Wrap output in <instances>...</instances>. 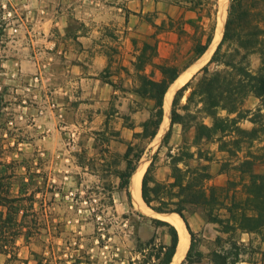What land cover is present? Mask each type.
<instances>
[{
	"label": "rangeland",
	"instance_id": "374dc122",
	"mask_svg": "<svg viewBox=\"0 0 264 264\" xmlns=\"http://www.w3.org/2000/svg\"><path fill=\"white\" fill-rule=\"evenodd\" d=\"M165 1L159 10L158 0H46L29 6L26 0H0V120L4 122L0 155L13 163L19 174L13 191L24 197L23 231L6 242L7 246L0 244V264H140L139 238L156 235L158 242L168 243L170 227L153 224L151 218L158 217L138 206L131 182V198L119 187L118 173L125 167L124 154L130 145L144 150L138 164L147 165L144 174L154 163V181L149 185L160 184V188L153 205L183 207L197 235L194 264H217V255H228L229 264L235 259L264 264V226L246 232L226 209L248 196L249 172L243 171L247 169L241 164L244 160H254L252 169L264 172V163L251 156L263 153L264 134L251 140L235 129L237 125L251 130L250 118L258 109L264 121V103L249 93L238 105L244 118H238L235 126L231 119L237 112L217 109V115L229 119L232 127L224 136L197 135L199 125H214L199 93L204 68L211 73L227 72L228 84L238 78L231 65L241 62L243 51L238 52L235 43L222 48V61L230 66L212 61L231 0H226L222 36L210 56L195 61L190 67L198 62L197 71L175 88L167 126L161 129L160 125L154 138L142 137L143 123L154 105L137 93L140 83L135 62L143 44L157 42L158 51L159 40L165 41L171 54L161 58L158 51L154 63L180 66L186 63L191 48V39L177 33L187 19V3ZM43 7L45 17L41 12L38 15V8ZM219 11L218 0L216 28ZM154 24H164V28L157 30ZM160 32L162 38H158ZM96 53L106 57L101 69L92 66ZM260 64L259 53H249V70L257 72ZM144 72L161 78L159 69L151 64ZM187 82L191 84L176 105L180 122L172 123L175 95ZM168 132L170 136L165 138ZM223 141L227 142L224 148ZM204 167L210 174L206 179ZM188 182L207 195L216 188L224 205L197 202L196 195L184 189ZM209 213L221 223L211 222Z\"/></svg>",
	"mask_w": 264,
	"mask_h": 264
},
{
	"label": "trees",
	"instance_id": "16d2710c",
	"mask_svg": "<svg viewBox=\"0 0 264 264\" xmlns=\"http://www.w3.org/2000/svg\"><path fill=\"white\" fill-rule=\"evenodd\" d=\"M187 3V10L196 13V17L183 19L182 27H178L179 37L187 35L191 39V48L189 50V58L183 66L176 63H154V57L157 56V42L152 44L145 42L140 50L135 68L138 71L139 87L137 93L143 98H148L154 102L151 116L143 123L142 137L146 139L154 138L164 118V98L171 84L179 77V75L197 61L208 50L213 42L216 29V14L218 0H181ZM188 24L192 32H188L184 26ZM157 30L163 29L164 24L155 25ZM3 32L0 31V35ZM235 43L237 51H243L242 59L239 64L231 65L235 69L237 80L231 81V84L225 82L227 72L216 71L211 73L207 67L204 68L205 75L199 83V93L202 96L205 111L214 118L213 127H208L204 124L199 125L197 135L201 137H211L213 134L221 133L223 136L232 127L228 122L229 119L221 118L217 115L218 108L227 109L229 112H237V117L231 119L233 126L237 124L238 118H244L243 112L238 105L242 103L243 98L252 93L259 97L264 103V0H231L228 9V16L225 22V28L222 40L218 45L212 61L220 62L224 53L222 48L225 44ZM257 52L260 55L261 64L257 72L253 73L247 67V58L249 53ZM225 65H229L227 61H222ZM246 62V64H243ZM151 64L159 69L161 73L160 79H154L152 75L144 72L145 66ZM223 79V80H222ZM190 82L183 85L176 93L171 122H180L181 116L177 113L176 105L184 91L190 86ZM196 93L193 91L192 94ZM3 99H0V117L3 115ZM258 111L253 112L250 118L254 124L251 130H245L235 126V129L243 134H246L251 140H258L260 134H264L263 116ZM235 124V125H234ZM0 129H4V122L0 120ZM170 136L168 132L165 138ZM2 139V138H1ZM227 144L223 141L221 147ZM235 146L239 147L240 142L236 141ZM4 145L0 140V153ZM262 154L251 153L255 159H259L264 163V147ZM143 149H136L130 145L124 154L125 167L120 170L118 177L120 179L119 187L126 191L127 196L131 198L130 182L132 175L136 171L138 164L143 156ZM245 172H249V183L246 185L248 196L240 202L234 201L226 209L229 211L233 220L238 222L239 227L246 232H256L264 226V172H256L252 169L254 160L246 159L242 163ZM152 162L146 170L142 179V198L144 202L159 213L177 212L182 217L186 224L191 237V243L186 254L185 261L181 264H194L193 252L195 249V241L197 238L196 232L191 228L186 216L183 213V207L177 209H169L167 207L155 206L153 201L159 193L160 184H155V187H150L149 183L153 180ZM205 168L204 179L210 174ZM177 169V168H176ZM242 171V169H239ZM19 179V174L15 171L13 163L7 162L0 155V244L2 247L7 246L6 242L15 239L21 235L24 228V211L22 209V192L15 194L13 191V182ZM183 187L182 183H180ZM195 184L188 182L184 189L191 193V196L196 195L197 202L202 200V204L211 206L213 204L224 205V202L219 199L216 194V188H211L207 195L205 190L194 188ZM153 191V193H152ZM21 194V195H20ZM154 194V195H153ZM185 202H196L194 199ZM23 211L21 214L20 211ZM238 210V211H237ZM237 211V213H236ZM211 222L221 223L219 219L212 218V213L208 214ZM153 224H164L170 227V241L168 243L158 242L157 236L153 235L148 240L138 239L136 243V252L143 256L140 264L152 262V264H170L174 258L179 243V233L176 227L168 221L151 218ZM217 255V253H216ZM219 261L217 264H229L228 255H217ZM237 260L235 259L232 264ZM130 264H135L129 261Z\"/></svg>",
	"mask_w": 264,
	"mask_h": 264
},
{
	"label": "bare ground",
	"instance_id": "6f19581e",
	"mask_svg": "<svg viewBox=\"0 0 264 264\" xmlns=\"http://www.w3.org/2000/svg\"><path fill=\"white\" fill-rule=\"evenodd\" d=\"M228 1V0H227ZM226 0H219L220 3V11L217 17V28H216V36L215 39L213 40V43L211 45V47L209 48L207 53H204L201 57V59H207L208 56H210L211 51L213 50V48L215 47L216 43L219 41V39L222 36V32H223V27H224V22H225V18H226ZM200 59V60H201ZM200 64H198V62L196 64H194L192 67H190L189 69H187L186 71H184L175 81L173 84H171L168 92L165 95V109H166V115L165 118L161 124V129L164 128L165 126H167L170 116H169V108H170V104H171V99L173 96V92L175 90V88L179 85H182L187 79H189L191 77V75H193ZM146 164H141L137 167L136 171L134 172V174L132 175V180H131V192H132V196L133 198L137 201L136 203L138 204V206L144 210L147 213H150L151 215L163 218L167 221H169L170 223H172L173 225L176 226V228L178 229L179 232V243H178V247L176 250V253L174 255V258L171 262V264H179L180 261L183 259V257H185L186 253L188 252L189 246H190V241H191V237L190 234L187 230V227L183 221V219L176 213H166V214H158L155 211H153L151 208H149L146 203L143 201L142 198V192H141V187H142V179H143V174L144 171L146 169ZM135 202V201H134Z\"/></svg>",
	"mask_w": 264,
	"mask_h": 264
},
{
	"label": "crops",
	"instance_id": "0c3cea01",
	"mask_svg": "<svg viewBox=\"0 0 264 264\" xmlns=\"http://www.w3.org/2000/svg\"><path fill=\"white\" fill-rule=\"evenodd\" d=\"M30 2H37L38 4H40V3H46V0H26V3H25V5L26 6H29L30 5ZM163 2H166L165 0H158V2H157V8L159 9V10H161L162 9V3ZM166 8V7H165ZM75 9H77V8H75ZM165 10H167V9H165ZM32 11V13H34L35 12V10L34 9H32L31 10ZM40 12H41V17H45L46 16V9L43 7V8H38V15H40ZM160 14H164L162 11L160 12ZM165 15V14H164ZM193 16H195V12H193V11H190V10H186V14H185V18H190V17H193ZM185 28L187 29V30H189V31H191V27L188 25V24H186V26H185ZM165 30H163V33H165L164 32ZM163 33L162 32H160L159 34H158V38H162L163 37ZM166 44H168V43H166L165 41H163V40H159V44H158V51H159V55H160V57L161 58H167V57H169V55L171 54V51H170V49L169 48H167L166 47ZM106 57H105V55L103 54V53H96L95 54V58L93 59V64H92V66H95L96 68H99V69H101V68H103L104 67V65L106 64ZM154 211V210H153ZM156 212V211H155ZM156 213H158V214H166V213H159V212H156ZM154 216V215H153ZM159 218V217H158ZM185 223V222H184ZM186 225V224H185ZM191 226V225H190ZM192 228V227H191ZM193 229V228H192ZM188 230V229H187ZM194 230V229H193ZM144 238V237H143ZM165 243H166V241H165ZM236 264H262V262L260 261V262H255V261H251V260H247V259H244V260H241V261H237V262H235Z\"/></svg>",
	"mask_w": 264,
	"mask_h": 264
},
{
	"label": "water",
	"instance_id": "95a60500",
	"mask_svg": "<svg viewBox=\"0 0 264 264\" xmlns=\"http://www.w3.org/2000/svg\"><path fill=\"white\" fill-rule=\"evenodd\" d=\"M181 217V216H180ZM182 218V217H181ZM187 254V253H186ZM186 256V255H185ZM183 258H185V257H183ZM182 261V260H181ZM181 261H180V263L179 264H181Z\"/></svg>",
	"mask_w": 264,
	"mask_h": 264
}]
</instances>
